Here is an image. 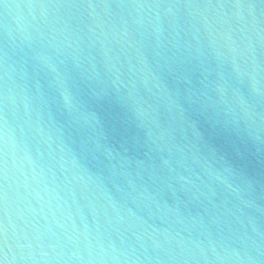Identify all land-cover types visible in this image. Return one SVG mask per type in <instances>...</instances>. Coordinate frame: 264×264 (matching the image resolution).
<instances>
[{
  "label": "water",
  "instance_id": "water-1",
  "mask_svg": "<svg viewBox=\"0 0 264 264\" xmlns=\"http://www.w3.org/2000/svg\"><path fill=\"white\" fill-rule=\"evenodd\" d=\"M0 264H264V0H0Z\"/></svg>",
  "mask_w": 264,
  "mask_h": 264
},
{
  "label": "clouds",
  "instance_id": "clouds-1",
  "mask_svg": "<svg viewBox=\"0 0 264 264\" xmlns=\"http://www.w3.org/2000/svg\"><path fill=\"white\" fill-rule=\"evenodd\" d=\"M97 98H99L100 96L97 94V95H95ZM65 104H66V106H68V107H71V101L69 100V98L67 97V96H65ZM86 122L87 123H90V124H92V123H94L95 125H99V124H101V120H100V118L97 116V114L95 113V112H93V111H89L88 113H87V116H86ZM229 172H230V170H228ZM234 175V174H233Z\"/></svg>",
  "mask_w": 264,
  "mask_h": 264
}]
</instances>
